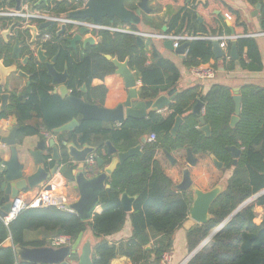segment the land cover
Here are the masks:
<instances>
[{
	"label": "trees",
	"instance_id": "16d2710c",
	"mask_svg": "<svg viewBox=\"0 0 264 264\" xmlns=\"http://www.w3.org/2000/svg\"><path fill=\"white\" fill-rule=\"evenodd\" d=\"M33 1L36 3V0ZM131 1L128 0V7L136 11L137 7ZM197 1L193 0L190 8H182L170 19L166 33L211 37L232 35V30L235 35L244 36L236 41L240 68L249 72H262L264 67L258 44L255 39L246 37L248 27L239 12L221 0H207L204 7H208L211 2L219 3L224 6L231 22L230 28L223 24L221 28L210 29L199 22L195 7ZM247 2L251 6L261 4L264 15V0ZM53 4L58 14L72 11L66 3ZM13 8H16L15 0H0V10ZM44 8L42 3L37 7L38 10ZM25 24L21 19H0V29L11 30L7 40L0 36V60L6 67H17V73L14 74L18 79L17 85H23L13 91H9L6 85H0V106L2 96L9 95L7 107L0 111V123L12 116L17 118L18 142L27 137L41 136L42 130L56 137L62 153L59 162L61 174L70 182H74L73 171L77 166L71 162L63 142L72 143L77 148L94 147L95 157L104 160L97 174L112 162V157L107 154V142H111L118 153L141 146L142 154L132 156L117 166L108 181L110 188L103 189L101 193L102 211L92 221L85 222L76 213L60 211L56 207L25 209L8 226L0 219V264H33L19 261L14 247L4 246L9 239L16 247L40 248L48 246V239L28 241V233L71 236L75 241L88 229L92 230L98 240L94 248V264H111L118 256L128 258L132 264H161L163 255L173 250L175 233L188 220L190 201L187 193L177 191L172 180L165 174L156 159L159 151L173 153L191 149L194 155H212L224 164L225 170L232 172L226 189L211 206L209 220L187 231L191 252L240 205L264 191V89L254 85L241 88V111L235 127L231 126L236 106L233 93L223 85L212 86L206 95H203L200 87L184 90L177 95L166 113H153L146 119L128 118L120 125L84 120L73 104L54 94L55 87L47 67L35 54L41 44L31 43V33L24 27ZM102 25L121 27L118 20L111 24L106 19ZM56 31L54 26L48 29L53 39L43 44L42 49L49 62L57 57L55 68L58 72H68L66 86L74 99L105 108L107 87L93 85L95 80L103 81L116 73V66L105 55L119 62L128 61L129 68L142 82L139 96L145 101L154 100L168 92L180 79V72L172 62L163 58L155 47L149 49L144 45L140 48L135 35L93 32L92 36L98 39L97 44L85 47L79 44L77 50H74L68 42L73 35L66 33L58 37ZM17 40L22 43L19 60L13 58ZM231 46L229 43V50ZM25 59L28 61L23 64L22 60ZM212 60V41L195 40L189 43L184 59L187 68H198ZM223 66L227 71L237 68L234 62L227 65L223 61ZM18 72L27 75L28 80L18 76ZM198 101L204 103V118L211 130L209 136L202 132L199 116L192 112ZM178 117L183 118V123L177 134L173 135L172 130ZM33 120L40 123L33 125ZM74 120L79 122L74 131L54 133L56 129ZM151 134L156 136V140L149 142L146 138ZM232 147L241 151L236 167L233 166ZM49 157H52V150L48 151ZM56 164L52 161L46 169L51 171ZM5 176V171L0 172V200ZM124 194L134 199L133 211L129 215L121 200ZM257 207L264 208V195L233 217L187 264H264V218L260 224H256ZM128 219L132 224V237L129 240L119 244L101 241L102 238L120 232Z\"/></svg>",
	"mask_w": 264,
	"mask_h": 264
},
{
	"label": "water",
	"instance_id": "95a60500",
	"mask_svg": "<svg viewBox=\"0 0 264 264\" xmlns=\"http://www.w3.org/2000/svg\"><path fill=\"white\" fill-rule=\"evenodd\" d=\"M47 1V0H43ZM85 5L83 6V10L77 12L72 16L73 19L79 20H91L96 25H102L104 18H114L117 17L122 21H129L130 15L125 8L124 0H82ZM200 3H206V0H198L197 5ZM22 6V0H16V11H20ZM137 10V15L141 16L142 11L145 10V3L142 2L139 5ZM261 9V5L258 4L256 6V13ZM34 9L31 8V11ZM222 18L229 25L228 18L226 16H222ZM55 22H43L40 25H27L26 29L30 31L32 40L31 43L35 44L40 35V31L53 27ZM67 25H62L60 30L57 33V36H63L68 31ZM162 33L167 32V28L164 27L161 31ZM233 32V31H232ZM91 33V29L87 27H81L77 34L73 35V37L68 41L70 48L77 50L79 44H83V46H87L88 44L94 45L95 39L93 37L89 39H84L87 35ZM11 30L0 29V36L7 40L8 36H10ZM137 43L141 48L144 44V39L141 36H137ZM166 45L172 46L173 41H165ZM189 43H183L179 49H181V53H185L188 48ZM22 51V43L17 40L14 48H13V58L15 60L20 59V54ZM213 54L214 58L221 59L224 56V53L220 47V42L215 40L213 41ZM233 59L236 60V63L239 65V56L236 52L235 45L232 48ZM107 60H110L116 66V74L123 77L125 81L126 89L128 90L127 100L119 105L116 109L110 110L106 108L99 107L97 105H90L85 103L81 99H74L71 97L70 91L66 86L69 75L68 72H58L55 68V63L57 61V57L52 61H48L45 55V52L42 48L38 51V59L41 63H44L48 70V75L52 79V85L56 87L54 94L59 95L61 98L66 99L69 103L73 104L79 111L80 115L84 120H97L104 123H116L121 124L124 123L128 118L134 119H144L147 116L153 113H159L166 109H169L174 99L177 95V89L173 88L166 95L160 96L155 100L150 101H139L138 91L136 89L137 81L134 73L129 68L128 61L119 62L117 59H113L110 55H105ZM28 59L24 60V64H26ZM17 73V67H6L4 62L0 60V85H6L8 78ZM19 76H22L26 79L29 77L22 72H18ZM85 91L86 88L83 87ZM235 101V115L232 117L231 126L235 127L237 122L239 121V115L241 111V102L242 98L239 92L233 96ZM9 95L4 94L2 96V104L0 106V111L5 110L8 105ZM204 108V103L198 101L194 107L193 112L199 116V122L202 126L201 130L210 135L211 130L208 125H206V121L204 115H201V111ZM183 119L178 117L176 119L175 126L172 130V134L176 135ZM79 126V122L77 120L72 121L71 123L62 126L59 129L54 131L55 134H62L66 132H72ZM8 131L10 135L7 138L0 137V143L4 144L8 147H15L17 143V132H18V120L14 116L11 122V127H9ZM208 135V136H209ZM63 146L69 151L67 154L69 158L73 159L78 163L76 171H73L74 183L79 192V199L77 202L71 204L69 209L79 215L81 220L85 222L92 221L97 214L101 212L98 211L100 209V196L103 189L110 188L108 181L109 178L113 175L117 166L121 163H124L128 158L132 156L141 155V146L130 149L125 153H118L116 148L112 145L111 142H107V154L112 157V162L109 166H107L103 172L98 175L88 178L85 172V162L90 153L93 152L94 149L85 147L84 150L80 151L74 146L68 145L67 142H63ZM49 150H52V159L54 162L58 163L55 167L50 171H46L44 168L46 164V154ZM233 158V166L236 167L238 164V158L240 156L241 151L237 147L230 148ZM29 154L35 161V164L38 166V169L35 174L24 177L22 172V166H20L17 162L16 156H13L12 160L9 163H3L6 170V176L4 183L1 187V192L3 194L0 204V215L4 218L6 217L11 209L13 208L15 202L20 198L22 193L27 192L30 189H34L44 182L50 180L54 177L60 169L59 162L61 161V155L59 154V145L56 144L55 140L52 139L47 143L44 139L41 140L35 151H30ZM165 155L172 164H176V160L173 159L172 155L165 151ZM214 163L219 170L224 168V164L219 162L215 157ZM97 163L99 167L104 165V160L99 157H96ZM1 161V159H0ZM187 164L189 167H194L197 164V159L195 158L191 149L187 150ZM185 168L183 170V181L180 185L176 186V189L181 192L191 191L193 189V181L191 178L190 169ZM51 187L48 186L47 190ZM196 199L193 203V207L190 212V219H188L183 228L186 231L191 230L196 224L202 225L205 224L209 220V212L212 204L216 200V198L221 194L220 189H214L211 192L203 193L198 190H194ZM264 195V191L256 194L252 198L248 199L242 205H240L218 228H216L209 237L203 241L197 249L190 255L187 261L191 260L199 251L203 249V247L211 241L224 227L225 225L235 217L242 209L247 207L251 202H254L257 198ZM122 204L125 211L129 212L131 210V205L134 203V199L128 197V195L124 194L122 196ZM98 240L93 235L91 229L85 234H80L79 237L75 240L74 244L71 247L60 248L57 250L50 248H33L27 249L23 248L19 250V254L25 258L26 261L33 264H94V248L97 244ZM5 247L11 248L14 247L13 241L9 239L4 244Z\"/></svg>",
	"mask_w": 264,
	"mask_h": 264
},
{
	"label": "crops",
	"instance_id": "0c3cea01",
	"mask_svg": "<svg viewBox=\"0 0 264 264\" xmlns=\"http://www.w3.org/2000/svg\"><path fill=\"white\" fill-rule=\"evenodd\" d=\"M131 2L133 3V6L137 7V10L140 9L138 5L144 2L146 11H142V15L138 16L137 10L132 11L128 7V0H124L125 8L130 15L129 21L125 22V21L120 20L117 17L104 18V20L107 19L111 24L115 23V21L118 20L119 24L121 25L120 27L121 29L120 28H115V29H119L121 31H115V32L132 34V35H135L136 37H137L136 33H152V34L162 33L161 31L163 30L164 27H166L168 31L170 19L176 16L182 10V8L184 7L190 8L193 4V0H132ZM221 2L226 4L230 8L234 9L235 11L239 12L242 21L248 27V35L246 37H251L255 39L258 44L259 51L261 54L262 64L264 67V36H257L260 33H264V15L262 13V5L260 4L261 9L258 11L257 14H255L257 5L251 6L247 2V0H221ZM204 4L206 3H200L197 5V2H196L195 4V7H197V12L199 15V22L201 24H205L210 29L221 28L223 24H225L229 28L231 27L230 17L226 13L224 6L220 5L219 3H214V2L209 3L208 7H204L203 6ZM84 5L85 3L82 1V6ZM222 16H226L228 18L229 25L222 18ZM109 32L114 33V31H109ZM92 34L93 33L91 32L84 39H89L93 37ZM183 35H189V34H183ZM223 36H240V35H235L233 31L232 35H223ZM242 37L244 36H240V38ZM93 38L95 39V44H97L98 39L95 37ZM236 41H228L226 49H223L220 45L224 53V56L221 59L214 58V60H212L209 64L200 66L199 69L211 67L215 70L214 75L211 78L206 79V80H201L200 78L196 76V68H187L184 65V59L187 55L188 48L186 49L185 53H181V49H179V47L183 43H180V44L174 43L172 46L170 45L167 46L165 41H160V40H155V39H144L143 46L145 45L149 49L152 47H155L163 58L172 62L175 65V67L178 69V71L180 72V79L177 85L173 87L177 89V95L180 94L182 91L187 90L189 88H193V87H200V90L203 93V95H206L211 89V87L214 85H223V86L229 87L232 90L233 96L236 93V91L240 93L241 88L246 85H254V86L264 89V69L262 72L244 71L240 68V57H239V65L236 63V60L233 59L232 48L234 45L236 47ZM229 43L232 44L230 50H229ZM38 51L39 50H36V53H35L37 57H38ZM236 52L238 54L237 48H236ZM244 58H246L245 54H244ZM223 61L227 65H229L231 62H234L237 68L233 71H227L224 69ZM133 73L136 77V81H137L136 89L139 95V90L142 87V82L139 76L135 72ZM14 76L15 75L12 74L7 80L6 86L9 91H13L18 86L20 88L23 87L22 84L17 85L18 79L16 76L15 77ZM93 85L94 86L105 85L107 87V95H106V99L104 103V107L106 109H110V110L116 109L119 105L123 104L127 100L128 90L126 89L125 81L123 77H121L120 75H117L116 73L113 75L107 76L103 81L95 80L93 82ZM168 92L160 96L166 95ZM175 99H174V102H175ZM139 101H145V100H142L139 96ZM147 101H150V100H147ZM8 103H9V99H8ZM194 107H193V110H194ZM169 109H166L159 113H166ZM203 110L204 108L202 109V111ZM202 111H201V115H203ZM149 116H147L146 118H148ZM13 117L14 116H12L8 120L1 121L0 137L7 138L10 135V132L8 131V129L9 127H11V122H12ZM31 123L33 125H36V124H39L40 122L38 120H33ZM117 125H120V124H117ZM203 133L206 136L209 135L206 132H203ZM151 135H154V134H151ZM151 135L146 138L147 141L151 137ZM41 140H43L42 136L27 137L21 142H18L17 140V143L15 147L13 148L0 143V159H1L0 163L2 164L9 163L12 160L13 156H16L18 164L22 166V172H23L24 177H28V176L35 174L38 169V166L35 164V161L32 158V156L29 154V152L35 151L37 149L38 143ZM54 140L56 144L58 145V139L54 137ZM68 145H71L77 148L72 143H68ZM85 147L94 149L93 152L90 154L95 156L96 149L94 147H90V146H85ZM85 147L77 148V149L82 151L85 149ZM187 150L188 149L184 151H180V152L170 153L173 159L176 160V164H172V162L167 159L165 155V151H159L157 153L156 159L161 164L165 174L174 183L175 189H176V186L180 185L183 181V170L189 167L186 161L187 160ZM68 152L69 151L67 150V153ZM140 152H142V150ZM59 154L62 156L60 147H59ZM194 156L197 159V164L194 167H189L191 178L193 181V189L191 191L186 192L189 197V201H190V212L193 207V203L196 199L194 190H198L203 193H208L214 189H220V193H222L226 189L228 179L230 178L232 174L231 171L225 170V167L222 170H219L214 163V159H213L214 156L212 155H194ZM50 158L52 159V157ZM48 159L49 158H47L46 156V164L44 166L45 169H46L47 164L53 161L52 159V161L49 162ZM70 160L74 165L78 166L77 162H75L71 158ZM99 168L100 167L98 166V169ZM46 171L48 170L46 169ZM74 171H76V169ZM5 173H6V170H5ZM48 183L51 188L49 190H47L46 188V190L51 192V194H53L55 197H58L61 200H63L68 206L78 201L79 199L78 189L74 182L68 181L61 174V166H60L59 171L54 177L44 182L40 186L34 189H30L25 193H22L20 197L26 202H29L38 193L44 191L43 188L48 187ZM258 210H260L261 212H264L263 207H257L255 209L256 212ZM101 211L102 210L100 208V212ZM132 211H133V205H131V210L129 212L127 211L126 212L129 215L132 213ZM71 213H74V212H71ZM188 219H190V213H189ZM262 220L263 219L260 218L259 221L255 220V222L256 224H260ZM197 225L199 224H196L195 226ZM187 233L188 232L182 227L174 235L173 250L171 251V253H169L171 256L172 264H187L190 261V260L189 261L187 260L194 251L191 252L189 249ZM60 236L62 235H54V234H48L44 232H33V233H28L27 239L28 241H37V240L42 241L43 239L46 238L49 241L48 246L40 247V248H50V249L57 250V248H54L52 246V240ZM131 237H132V224H131L130 219H128L124 225V228L120 232L112 236L102 238L101 241L103 240L107 241L109 244H119L121 242H126ZM23 248L33 249L36 247H16L14 246L18 260L21 262L30 263L26 261L25 258L22 257L18 252L19 250H22ZM111 264H132V262L126 257L118 256L114 260H112Z\"/></svg>",
	"mask_w": 264,
	"mask_h": 264
},
{
	"label": "built area",
	"instance_id": "2783aa9c",
	"mask_svg": "<svg viewBox=\"0 0 264 264\" xmlns=\"http://www.w3.org/2000/svg\"><path fill=\"white\" fill-rule=\"evenodd\" d=\"M3 17H11V18H18L24 20L26 23L34 22L35 24L53 21L57 25V29H59L62 25H67L71 27V33L73 35L77 34L81 27H87L91 29V32H99V31H121L119 29H115L112 27H107L104 25H96L92 21L88 20H79V19H72L69 17H55L50 14L41 13L38 11L29 12V10L25 11H16V10H0V18ZM137 36H141L144 39H155L160 41H173L175 44L180 43H189L195 40H212V41H219L220 45L223 49H226L228 41H236L240 38V36H211V37H203V36H192V35H174V34H166V33H136ZM257 36H264V33H260ZM49 35L44 37L45 40L49 39ZM196 68V76L201 80H206L211 78L215 70L211 67ZM204 115V110L202 111ZM41 136L43 139L49 143L50 140L54 139V136L42 130ZM156 136L151 135L148 139L149 142L155 141ZM49 162L52 159L49 157ZM98 163L96 157L94 155H90L86 162H85V172L88 178H92L96 176L98 173ZM5 171V166L0 163V172ZM98 175V174H97ZM49 186V183H48ZM47 187H44L42 192L38 193L31 201L26 202L21 197L15 202L13 208L11 209L10 213L6 217H2L0 215V219L8 226L22 211L25 209L30 208H39V207H56L60 211L64 212H73L69 209V206L60 198L55 197L51 192L46 190ZM1 208V204H0ZM74 243V239L71 236H60L56 237L52 240V246L54 248L60 249L65 247H71ZM161 264H172L171 263V256L169 253L163 255Z\"/></svg>",
	"mask_w": 264,
	"mask_h": 264
},
{
	"label": "flooded vegetation",
	"instance_id": "af4514ba",
	"mask_svg": "<svg viewBox=\"0 0 264 264\" xmlns=\"http://www.w3.org/2000/svg\"><path fill=\"white\" fill-rule=\"evenodd\" d=\"M16 1V0H15ZM53 2H57V3H66V5H69V7H71V10L72 11H69L68 14H58L56 13V11L54 10L55 8V5L52 3ZM41 3L45 5L46 8L44 9H41V10H38L37 7L38 5L41 6ZM51 3V5L49 6V4ZM49 6V8L47 9V7ZM31 8H33L34 10L31 11ZM83 6H82V0H47V1H44L43 0H36V3H34L33 0H22V6H21V10L20 11H25V10H29V12H35V11H38V12H41V13H46V14H50V15H53L55 17H69V18H72V16L74 14H76L77 12L83 10L82 9ZM14 10H16V8H13ZM12 9V10H13ZM11 10V9H10ZM5 18V17H3ZM6 18H11V17H6ZM1 19V18H0ZM13 19H18V18H13ZM73 19V18H72ZM22 20V19H21ZM41 23H38V24H35L34 22H31V23H26L24 27H26L27 25H40ZM54 27L57 28V25L55 24ZM61 28V27H60ZM57 29L56 33H58V31L60 30ZM68 28V31L67 33L71 32V27H67ZM49 29V28H48ZM48 29H45V30H42L40 31V35L38 37V40L37 42L40 45L39 48H37L36 50H39L40 48H42V45L43 44H46L50 41H52L53 39V34L49 33L48 32ZM46 35H49V39L48 40H45L44 37ZM65 35V34H64ZM31 40H32V36H31ZM35 50V51H36ZM36 53V52H35ZM37 57V56H36ZM38 58V57H37ZM39 60V59H38ZM24 62V60H22V63ZM24 64V63H23Z\"/></svg>",
	"mask_w": 264,
	"mask_h": 264
},
{
	"label": "rangeland",
	"instance_id": "374dc122",
	"mask_svg": "<svg viewBox=\"0 0 264 264\" xmlns=\"http://www.w3.org/2000/svg\"><path fill=\"white\" fill-rule=\"evenodd\" d=\"M253 202H251L250 204H252ZM249 204V205H250ZM256 215H257V217H256V220L257 221H259L260 220V218H264V212H261L260 210H258L257 212H256ZM54 238V237H53Z\"/></svg>",
	"mask_w": 264,
	"mask_h": 264
}]
</instances>
